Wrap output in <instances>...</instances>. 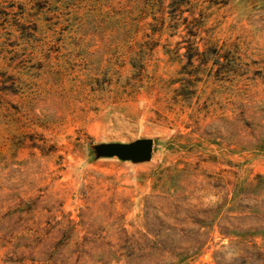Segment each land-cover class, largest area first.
I'll return each mask as SVG.
<instances>
[{"label": "rangeland", "instance_id": "1", "mask_svg": "<svg viewBox=\"0 0 264 264\" xmlns=\"http://www.w3.org/2000/svg\"><path fill=\"white\" fill-rule=\"evenodd\" d=\"M0 264H264V0H0Z\"/></svg>", "mask_w": 264, "mask_h": 264}, {"label": "water", "instance_id": "2", "mask_svg": "<svg viewBox=\"0 0 264 264\" xmlns=\"http://www.w3.org/2000/svg\"><path fill=\"white\" fill-rule=\"evenodd\" d=\"M152 148V140L144 138L128 144L117 145L114 150L127 157L141 158L149 155Z\"/></svg>", "mask_w": 264, "mask_h": 264}]
</instances>
